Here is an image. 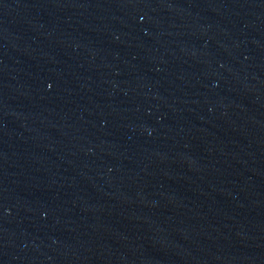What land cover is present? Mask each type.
Listing matches in <instances>:
<instances>
[{
    "label": "water",
    "instance_id": "obj_1",
    "mask_svg": "<svg viewBox=\"0 0 264 264\" xmlns=\"http://www.w3.org/2000/svg\"><path fill=\"white\" fill-rule=\"evenodd\" d=\"M0 264H264V0H0Z\"/></svg>",
    "mask_w": 264,
    "mask_h": 264
}]
</instances>
